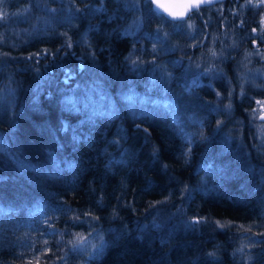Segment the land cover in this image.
<instances>
[{
	"label": "trees",
	"instance_id": "obj_1",
	"mask_svg": "<svg viewBox=\"0 0 264 264\" xmlns=\"http://www.w3.org/2000/svg\"><path fill=\"white\" fill-rule=\"evenodd\" d=\"M38 1L0 23L13 83L0 92V264H264V130L250 124L264 90L237 70L258 48V8L201 4L182 52L149 0L132 33L121 0H44L53 21ZM163 62L174 74L160 84ZM201 62L225 77L192 82Z\"/></svg>",
	"mask_w": 264,
	"mask_h": 264
},
{
	"label": "rangeland",
	"instance_id": "obj_2",
	"mask_svg": "<svg viewBox=\"0 0 264 264\" xmlns=\"http://www.w3.org/2000/svg\"><path fill=\"white\" fill-rule=\"evenodd\" d=\"M17 1L19 2V0H0V11L6 12L9 14L7 20L11 19V16H14L13 14L15 13H18V12L22 13L23 10L26 8H30L31 11L33 10V8H31V5L17 6L16 8L11 7L12 5H16V3H18ZM41 1H42V4H41ZM121 1L123 2V8H131V10L133 11V15L125 27L126 28L125 31L132 33L134 30H136L141 25L143 21L142 2L144 0H139V2L138 0H121ZM144 3H146V1H144ZM45 4L46 2L44 0H39L37 2L38 7L40 5L45 7ZM49 9H55V8L54 6H48V8L45 7V10L47 12L53 13L51 14L53 15V18L50 15V20L53 21L55 12H51L49 11ZM192 16L188 15L182 20L168 21L167 24H165L164 20L162 19L163 20L162 28H160L159 31H157L158 29L157 28L155 32H157V34L164 39L168 38V34H172L171 38L168 39V42L170 44L169 47L174 48L173 46H175V48L182 50V52H184L185 49L189 50V47L194 43V41L196 42V40L202 33V30L200 29L195 19L196 18L195 15L193 17ZM41 17H44V14ZM256 18H257L256 19L257 27L256 26L255 27L257 28V34H258V26H261L260 24L264 25V23H261L262 19H264V7L258 8V14ZM189 25H192L193 27L189 28L188 27ZM1 35L2 34L0 33V38L4 40L3 36ZM261 53L263 52L261 48L258 46V48L254 50V52H250L247 55H244L243 58L240 59V61L238 62L237 70L239 74L238 77L240 78L241 81L243 80L253 81L252 83H254L257 89L259 88L261 90H264V59L261 58ZM6 59L7 57L4 55V53H1L0 54V75L2 76H4L3 75L4 73H1L2 72L1 64L4 63ZM255 59H258V64L254 63ZM174 60H175L174 61L175 65L181 63V60L179 57H174ZM202 64H203L202 69L201 70H199V68L196 69L197 70L196 73L190 76V80L192 82L196 84H201L204 82V80H206L208 81L209 84H213V82L218 77L222 76V75H218L216 72L209 73L208 75H204L203 69L207 67L214 66L215 69H217L220 74L223 73V70L221 69L220 65L215 66V65H212L211 63H205V62H203ZM156 65H152L153 66L152 70L156 67ZM161 66H163L165 71L162 72L160 68H157V71H158V75L156 76L157 79L152 78V80L154 82L156 81V83L160 82V84L169 83L174 72L170 71V69L168 68V65L165 62H163ZM185 66H186L184 68L185 70L183 71H187L191 67L189 64H186ZM151 76L153 77V75ZM222 77H225V76H222ZM12 85L13 83L11 82V80H6V79L0 80V92L3 94V96L8 95V93L11 91ZM162 86L164 87L165 85L162 84ZM257 100L264 101V92L262 93V96L253 97V105H254V109H256V112L254 115H253V112L251 113L253 120L256 122L255 126L257 128V131L260 132L264 130V121L259 119L260 106L257 105L256 103ZM258 121H262L261 123H259L260 124L259 126H258Z\"/></svg>",
	"mask_w": 264,
	"mask_h": 264
},
{
	"label": "snow or ice",
	"instance_id": "obj_3",
	"mask_svg": "<svg viewBox=\"0 0 264 264\" xmlns=\"http://www.w3.org/2000/svg\"><path fill=\"white\" fill-rule=\"evenodd\" d=\"M139 2V0H138ZM210 0H180V2L178 3H173V4H164L161 2V0H150V3L151 4H154L156 5L157 8L159 9H163L164 12H167L169 16H171L174 20H182L186 17V15L191 12V11H194V10H199V7L202 3H209ZM247 3L248 4H251L253 7H256V8H259V7H264V0H255V3L253 4V0H247ZM182 8L183 10L182 11H172L171 9L173 8ZM31 11L30 8H26L23 10L22 13H15L13 14L14 16H17V17H21L22 19L25 18L27 16V14ZM49 11L51 12H55L56 10L55 9H49ZM79 11V10H77ZM9 14L6 13V12H2L0 11V23H3L7 20ZM262 23H264V19H262ZM189 28H192L193 26L192 25H189L188 26ZM157 31H159V29H157ZM252 33H257V29L256 28H253L252 29ZM61 35H64V34H61ZM258 35L260 36V39L261 40H264V30H262L261 33H258ZM253 44L255 45L256 44V40L253 39ZM202 45V42H200L198 45H193V47H197V46H201ZM63 47H66V48H71L72 47V43L71 42H68L66 45H64ZM175 48V46H173ZM232 47L234 48L235 45H232ZM57 51H60V49H57ZM157 53H158V50L154 47L153 49V61L151 62H148V63H154L156 57H157ZM6 55V54H4ZM39 55V54H37ZM218 55H222L221 54H217L216 52H212L211 53V56L213 58H218ZM261 58L264 59V53H261ZM134 63H139V62H134ZM157 68H160L162 72L165 71V69L163 68V66L161 65H156ZM197 68L200 67V65H196ZM213 72H216L218 75H222L219 73V71L217 69H215V67H207V68H204L203 69V74L204 75H208L209 73H213ZM243 88V86H242ZM234 94L233 91H230L229 92V96L231 97L232 95ZM216 95L218 97L221 96V94L219 92L216 93ZM241 95H245V93L241 92ZM257 105L260 106V115H259V119L264 121V101H261V100H257L256 101ZM226 108L230 109L231 108V105H227ZM256 112V109H253V115L255 114ZM254 123V120L250 121V124ZM223 124V121H220L218 120L217 121V127H220L221 125ZM254 147H256V145H254ZM259 150V149H258ZM153 155L156 156L157 155V151L154 150L153 151ZM185 191H187V186L185 187ZM84 217L85 219H88L90 218V213H85L84 214ZM93 220V222L98 219V218H91ZM73 221L75 223H82L83 221L81 220L80 216L77 215L75 217H73ZM46 223H48V221H46ZM201 223V219L199 218H194L193 221H192V224L193 225H196V224H199ZM220 227H226L224 225H221ZM259 235H264V233H261ZM102 239V237H101ZM86 241V237L84 236H79L77 237V240L75 242H72L70 241L69 243L72 244V249L70 250H77L79 248V244L80 242H84ZM257 243H260V244H264V240H259V241H256ZM94 249L96 250L94 254H98L99 252V248L102 247V245L100 246H93ZM45 251H48L47 249ZM211 255V254H210ZM67 256V253L65 254V256L63 257H58L57 259L59 260H64ZM39 257L36 258V264H39ZM29 264H31V262H29Z\"/></svg>",
	"mask_w": 264,
	"mask_h": 264
},
{
	"label": "water",
	"instance_id": "obj_4",
	"mask_svg": "<svg viewBox=\"0 0 264 264\" xmlns=\"http://www.w3.org/2000/svg\"><path fill=\"white\" fill-rule=\"evenodd\" d=\"M150 1V0H149ZM216 1H219V0H210L209 3H212V2H216ZM162 3L164 4H173V3H178L180 2V0H161ZM202 4H208V3H202ZM152 8L158 12V13H162L164 16H166L167 18H170V19H173L171 16L168 15L167 12H164L163 9H159L156 7V5L154 4H151ZM172 11H182L183 9L182 8H173L171 9ZM174 20V19H173ZM179 20V19H178Z\"/></svg>",
	"mask_w": 264,
	"mask_h": 264
},
{
	"label": "flooded vegetation",
	"instance_id": "obj_5",
	"mask_svg": "<svg viewBox=\"0 0 264 264\" xmlns=\"http://www.w3.org/2000/svg\"><path fill=\"white\" fill-rule=\"evenodd\" d=\"M188 14L186 16H188ZM261 23H262V21H261ZM260 25L261 26H258V33H261L262 30H264V25L263 24H260ZM253 28H256V27L254 26ZM256 43H258V46L261 48L262 52L264 53V40H261L259 35L256 37Z\"/></svg>",
	"mask_w": 264,
	"mask_h": 264
},
{
	"label": "bare ground",
	"instance_id": "obj_6",
	"mask_svg": "<svg viewBox=\"0 0 264 264\" xmlns=\"http://www.w3.org/2000/svg\"><path fill=\"white\" fill-rule=\"evenodd\" d=\"M170 19V18H169Z\"/></svg>",
	"mask_w": 264,
	"mask_h": 264
}]
</instances>
